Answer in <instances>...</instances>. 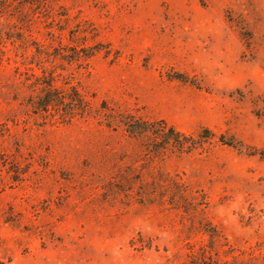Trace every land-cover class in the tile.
<instances>
[{"label": "rangeland", "instance_id": "obj_1", "mask_svg": "<svg viewBox=\"0 0 264 264\" xmlns=\"http://www.w3.org/2000/svg\"><path fill=\"white\" fill-rule=\"evenodd\" d=\"M0 264H264V0H0Z\"/></svg>", "mask_w": 264, "mask_h": 264}, {"label": "trees", "instance_id": "obj_2", "mask_svg": "<svg viewBox=\"0 0 264 264\" xmlns=\"http://www.w3.org/2000/svg\"><path fill=\"white\" fill-rule=\"evenodd\" d=\"M39 105L38 110L43 113L57 112L61 107L65 108V116L63 118L70 119L73 111H75L77 104L80 103L78 98L73 96L69 98L68 95L58 92L54 89L51 84L43 86L39 94L36 96ZM124 123L126 131L131 135H152L153 142L159 141L163 147L162 149H167L169 146H173L178 151H183L184 147L192 148V146H184L182 140H188L190 138L184 137L183 134L176 132L173 128L162 126H149L146 122L137 123L135 121L127 119ZM208 134L207 131L204 132Z\"/></svg>", "mask_w": 264, "mask_h": 264}]
</instances>
